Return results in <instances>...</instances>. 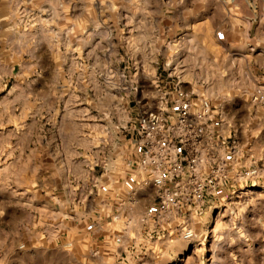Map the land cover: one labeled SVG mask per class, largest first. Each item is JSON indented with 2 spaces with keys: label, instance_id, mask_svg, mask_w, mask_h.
I'll return each mask as SVG.
<instances>
[{
  "label": "rangeland",
  "instance_id": "374dc122",
  "mask_svg": "<svg viewBox=\"0 0 264 264\" xmlns=\"http://www.w3.org/2000/svg\"><path fill=\"white\" fill-rule=\"evenodd\" d=\"M231 4L0 0V264H264V27L248 37ZM178 85L210 104L232 186L159 222L129 207L132 125Z\"/></svg>",
  "mask_w": 264,
  "mask_h": 264
},
{
  "label": "built area",
  "instance_id": "2783aa9c",
  "mask_svg": "<svg viewBox=\"0 0 264 264\" xmlns=\"http://www.w3.org/2000/svg\"><path fill=\"white\" fill-rule=\"evenodd\" d=\"M175 91L171 108L164 94L157 106L144 109L132 125L140 145L136 166L144 173L145 183L155 187L157 197L146 214L158 220H162L160 215L187 205H204L232 175L226 156L206 142L211 135L210 104L203 102L196 110L191 93L179 85ZM252 99L264 101V89H257ZM259 175V168L251 164L235 171L233 179L246 184ZM182 236L189 239L192 232Z\"/></svg>",
  "mask_w": 264,
  "mask_h": 264
},
{
  "label": "crops",
  "instance_id": "0c3cea01",
  "mask_svg": "<svg viewBox=\"0 0 264 264\" xmlns=\"http://www.w3.org/2000/svg\"><path fill=\"white\" fill-rule=\"evenodd\" d=\"M241 2H242V0H239V4L229 5L228 13H231V15H232L231 17H233L235 19H237V18L240 19L239 20L240 24H243V26L247 29L246 35L249 37L250 31L248 29L252 28L254 22H255V26H257L258 28H263L264 25L260 20H257L258 16L251 14L252 12L256 11V8L259 7L258 3H257L258 0H244L245 4H242ZM209 12H210V15L208 14L207 20L215 19V16L211 13V11H209ZM207 13H208V11H207ZM239 13H244V14L239 15ZM204 16L202 15L201 17L203 18ZM197 18H199V15H197ZM234 27H236V23H235ZM185 60H186V62L184 63V65L186 66L185 68H188V66L190 64L188 61L189 59L186 57ZM172 68H173V64H166L165 66H163V69H166V70H172ZM134 141H135V147H136V149L138 151V155H139L140 145H139L137 135L134 138ZM231 167H233V166H231ZM137 176H139V179L135 183H133L131 187H129V191L132 193V195L128 199V202L130 203L129 207L131 208L132 206H135L138 204L139 205L140 204L146 205V207L155 206V204L157 203V197L155 194V187L150 183H148V184L145 183V181H144L145 175L144 174H142V173L139 174V172H138ZM227 181H230V180L227 179L222 184V186L214 193L213 196H216V195L218 196L223 190H225L227 188L229 189V187L232 186ZM158 221L161 222L162 220H158ZM151 230H153V229H151ZM92 241H95V240L92 239Z\"/></svg>",
  "mask_w": 264,
  "mask_h": 264
}]
</instances>
